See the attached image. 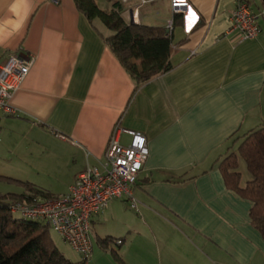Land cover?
Masks as SVG:
<instances>
[{
	"label": "crops",
	"instance_id": "0c3cea01",
	"mask_svg": "<svg viewBox=\"0 0 264 264\" xmlns=\"http://www.w3.org/2000/svg\"><path fill=\"white\" fill-rule=\"evenodd\" d=\"M187 1L174 9L169 0L124 2L126 22L166 30L172 21V68L136 86L105 42L110 31L73 0H0V61L35 55L10 98L15 113L0 112L1 176L62 195L80 172L101 166L115 125L139 131L148 156L132 188L135 206L123 196L92 214V243L118 246L124 264H193L182 252L188 244L207 264H264L251 202L218 168L264 123V15L258 35L243 40L230 22L240 0ZM242 1L264 9L261 0Z\"/></svg>",
	"mask_w": 264,
	"mask_h": 264
},
{
	"label": "trees",
	"instance_id": "16d2710c",
	"mask_svg": "<svg viewBox=\"0 0 264 264\" xmlns=\"http://www.w3.org/2000/svg\"><path fill=\"white\" fill-rule=\"evenodd\" d=\"M108 1L112 3L106 10L96 0H73V3L89 22L98 20L110 31L105 42L136 86L170 70L175 47L172 35L166 36L167 30L161 27L126 22L122 17L124 3ZM261 6L264 8V0ZM239 156L251 175L244 185L238 171ZM218 168L225 185L251 202L250 222L264 238V123L248 131L237 151L226 154ZM0 177L21 183L11 177ZM22 184V192L0 193V264H84L87 259L73 262L59 251L46 222L14 217L10 207L16 201L30 203L56 197L28 182ZM101 242L107 243L108 238ZM112 253L124 264L116 251Z\"/></svg>",
	"mask_w": 264,
	"mask_h": 264
},
{
	"label": "built area",
	"instance_id": "2783aa9c",
	"mask_svg": "<svg viewBox=\"0 0 264 264\" xmlns=\"http://www.w3.org/2000/svg\"><path fill=\"white\" fill-rule=\"evenodd\" d=\"M171 8L189 7L187 0H169ZM145 0H142L144 3ZM264 15V9L256 13L246 1H238L230 14L231 30L241 39H253L260 26L257 18ZM172 21L166 25V36L171 34ZM35 62V55H23L14 52L0 61V112L14 114L10 98L16 92ZM130 136L126 145L119 142V134ZM148 156L147 139L139 131L128 130L115 125L111 131L100 167L89 166L80 172L69 192L56 197L33 201L15 202L11 205L12 213H19L22 218L41 220L50 229L82 257L88 259L92 252L90 237V217L123 196L134 207L136 200L132 188L138 172ZM120 244L121 241L117 240Z\"/></svg>",
	"mask_w": 264,
	"mask_h": 264
},
{
	"label": "rangeland",
	"instance_id": "374dc122",
	"mask_svg": "<svg viewBox=\"0 0 264 264\" xmlns=\"http://www.w3.org/2000/svg\"><path fill=\"white\" fill-rule=\"evenodd\" d=\"M122 3H126L128 0H119ZM97 4L101 9H109L108 5H106L104 0H97ZM110 7V5H109ZM105 28V27H104ZM4 147L3 143L0 141V152H4ZM237 149V148H236ZM40 160V159H38ZM238 171L241 173V182H246L251 178L250 173L248 172L244 160L239 156V161H238ZM6 173V172H4ZM0 172L1 174H4ZM6 176V175H4ZM10 177V176H8ZM13 178V177H11ZM17 180V179H16ZM19 185V186H18ZM22 187V190H24V186L21 183L15 181V180H8L0 177V193H6V192H13V191H20ZM48 188V187H46ZM51 190H56L54 187H49ZM19 203H23V201H16ZM14 217L16 218H22L21 215L17 212L13 213ZM108 227H111L108 225ZM95 230L103 234L105 231L103 230L102 227H95ZM92 232V231H91ZM50 237L52 238L53 243L55 246L59 249V251L69 260L73 262H78L82 260V257L80 254H78L69 243L64 242L58 234L53 232L51 229L49 231ZM93 233V232H92ZM91 237V236H90ZM183 243H186L185 241ZM93 252L92 255L85 261L84 264H121L117 258L114 256V254L111 252L110 248H112V245L108 247L107 249L103 248L100 244L95 239V236H93ZM115 247V249H114ZM113 249L114 251L117 252L116 248L119 250L118 246H114ZM182 252L186 255L189 256V258L192 259L193 264H207L204 258L199 257V253L193 250L192 247L188 245H183L182 246ZM210 264V263H208Z\"/></svg>",
	"mask_w": 264,
	"mask_h": 264
},
{
	"label": "water",
	"instance_id": "95a60500",
	"mask_svg": "<svg viewBox=\"0 0 264 264\" xmlns=\"http://www.w3.org/2000/svg\"><path fill=\"white\" fill-rule=\"evenodd\" d=\"M131 23H132V21H131Z\"/></svg>",
	"mask_w": 264,
	"mask_h": 264
}]
</instances>
